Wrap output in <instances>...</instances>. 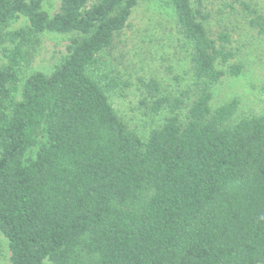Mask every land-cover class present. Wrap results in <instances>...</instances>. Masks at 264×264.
Here are the masks:
<instances>
[{"label": "trees", "instance_id": "1", "mask_svg": "<svg viewBox=\"0 0 264 264\" xmlns=\"http://www.w3.org/2000/svg\"><path fill=\"white\" fill-rule=\"evenodd\" d=\"M43 1L0 0L10 264H264V110L234 119L238 98L211 104L213 85L243 69L229 32L208 34L195 0H160L190 46L193 87L146 103L167 115L142 138L109 101L121 82L100 56L140 0H59L52 16ZM242 4L264 37V11ZM21 14L27 25L7 29ZM45 31L73 33L68 54L19 89L26 49Z\"/></svg>", "mask_w": 264, "mask_h": 264}, {"label": "rangeland", "instance_id": "2", "mask_svg": "<svg viewBox=\"0 0 264 264\" xmlns=\"http://www.w3.org/2000/svg\"><path fill=\"white\" fill-rule=\"evenodd\" d=\"M246 2L264 11V0H195L194 6L206 14L208 34H230L228 48L232 61L243 65L238 76H225L213 85L211 104L216 106L230 98L239 100L235 117L259 114L264 110V37L249 26ZM59 0H44L42 9L50 16L59 11ZM24 15L10 22L7 29L24 27ZM73 33L41 32L37 42L26 49L19 89L32 71L49 73L68 54ZM101 65L121 84L108 92L109 101L128 128L142 138L162 124L167 110L152 112L146 103L161 95H178L191 89L190 46L183 40L172 8L160 0H140L133 7L127 25L113 36L112 45L102 52ZM4 60L0 47V63ZM155 80L159 90L145 86ZM192 94V93H190ZM6 238L0 232V264H10ZM43 264H52L45 260Z\"/></svg>", "mask_w": 264, "mask_h": 264}]
</instances>
